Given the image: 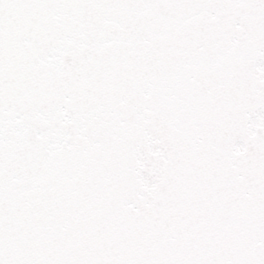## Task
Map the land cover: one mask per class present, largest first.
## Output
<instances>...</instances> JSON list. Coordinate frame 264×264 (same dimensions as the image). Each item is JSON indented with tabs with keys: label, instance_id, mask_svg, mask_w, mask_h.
Returning a JSON list of instances; mask_svg holds the SVG:
<instances>
[{
	"label": "water",
	"instance_id": "obj_1",
	"mask_svg": "<svg viewBox=\"0 0 264 264\" xmlns=\"http://www.w3.org/2000/svg\"><path fill=\"white\" fill-rule=\"evenodd\" d=\"M244 1L249 9L240 0H0V231L9 238L0 264L17 256L16 264H264V186L255 168L261 159L264 170V112L256 114L264 90L234 60L241 47L255 48L251 30L264 18L250 21L259 4L254 12V0ZM91 48L116 72L119 92L90 75L59 78L69 54ZM168 60L173 74L162 68ZM186 65L203 86L192 89ZM67 81L83 99L59 94L71 120L57 110L55 132H46L27 101L35 106L34 97ZM85 86L91 97L78 94ZM91 105L120 138L103 132ZM59 128L69 132L59 136ZM50 137L56 146L45 147ZM194 202L206 214L189 217L192 235L177 234ZM212 204H237V214L222 220Z\"/></svg>",
	"mask_w": 264,
	"mask_h": 264
}]
</instances>
